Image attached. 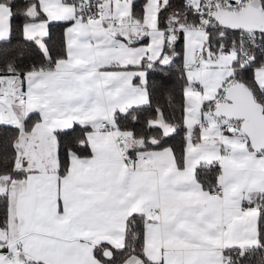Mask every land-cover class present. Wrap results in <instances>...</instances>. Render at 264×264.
Returning <instances> with one entry per match:
<instances>
[{"label": "snow or ice", "instance_id": "obj_1", "mask_svg": "<svg viewBox=\"0 0 264 264\" xmlns=\"http://www.w3.org/2000/svg\"><path fill=\"white\" fill-rule=\"evenodd\" d=\"M215 2L199 0L200 10L191 13L196 23L204 17L208 23L206 38L196 37L199 42L189 58L179 8L171 22L176 27L170 28L163 15L172 0L158 13L155 32L143 23L148 0H122L130 10L127 20L116 16L112 0L103 15L102 0H0V33L5 23L7 28L6 34H0V44L12 46L3 51L0 66V229L8 228L10 193L23 200L42 174L53 171L56 218L68 214L76 195L61 191L69 153L92 151L75 134L85 129L103 132L109 127L103 122L107 116L89 122L72 119L43 134L38 126L52 124L58 114L79 117L104 103L111 107L112 127L130 133V137H115L118 162L126 176L134 177L148 166L153 174L159 172L167 167L169 153L176 162V174L163 176L141 209L124 217L122 246L109 244L106 254L93 247L94 258L106 264H264V136L256 138L247 115L220 110L221 103L236 104L226 87L228 80L236 79L251 94L258 119L264 122V82L256 76L264 71V27L220 21L209 12ZM255 2L264 13V0ZM181 3L184 8L193 7L188 0ZM65 4L72 5L71 15H50L49 8L58 13ZM248 6L251 0H227L226 4L229 12L241 15ZM188 16L185 12V22ZM92 19L100 21L104 31L74 30ZM30 27L32 35L27 34ZM161 33L163 43L149 47L161 39ZM175 33L179 35L173 37ZM72 40L102 54L86 59V49L71 45ZM13 41L21 43L13 45ZM224 58L228 59L225 67L232 70L214 95L204 98ZM103 73L115 75L101 85ZM176 81L180 82L179 105ZM190 92L201 99L195 95L190 99ZM152 132L159 136L147 135ZM53 137L58 166L42 169L40 154ZM125 190L123 180L113 177L101 182L97 194L119 197ZM13 219L23 228V214ZM17 234L21 239L16 244L0 240V264H16L14 250L24 244L23 234ZM79 239L83 237L74 242L42 240L37 258L24 251L18 259L26 264H62L55 257L76 252Z\"/></svg>", "mask_w": 264, "mask_h": 264}, {"label": "crops", "instance_id": "obj_2", "mask_svg": "<svg viewBox=\"0 0 264 264\" xmlns=\"http://www.w3.org/2000/svg\"><path fill=\"white\" fill-rule=\"evenodd\" d=\"M198 0H188L191 4H197ZM165 0H163V3ZM160 0H148L145 6L146 11L143 13V23L150 26V30L155 32L158 24V11L163 4ZM47 7V6H46ZM102 15L109 8V0H102ZM59 12L49 8L50 15L55 18L59 16H67L72 14V5L65 4L59 6ZM112 10L116 16L127 20L130 16V10L127 4L122 0H112ZM6 21V17H4ZM90 27L93 31L102 32L100 21L92 19L87 25L78 24L74 26V30H80ZM115 30V29H113ZM6 23L3 33L6 34ZM28 35H32L33 31L30 27ZM185 42L187 55L191 58L192 48L197 41L196 37L205 39V33L197 27L185 28ZM163 43V33L161 39L153 41L149 47L155 44ZM71 45L86 49L84 55L86 59L102 53L90 50V46L78 44L76 41H70ZM127 62V61H125ZM222 65L219 69L214 84L205 89V97L214 95L216 87L219 86L221 80L229 75L230 67H225L228 59L224 58L219 61ZM34 75V74H33ZM88 75V74H85ZM104 79L99 81L101 85L112 78L114 73H103ZM191 75V74H190ZM115 95V93H113ZM195 95L197 99H201L198 93H189V97ZM107 116L109 122L112 121V110L107 104L100 103L90 107L79 117L71 114L64 116L58 114L52 124L39 125L38 130L43 134L54 126H63L71 122L72 119H80L84 122L96 120L97 117ZM47 119V115L45 116ZM99 123V121H97ZM129 136V132H120L118 129H104L103 132L88 130L86 138L92 149L90 155L80 156L76 152L69 153L67 179L61 185L63 194L68 195L74 192L76 195L72 197V206L68 214L56 218V194H57V176L55 171L50 175L42 174L38 178L37 186L23 200L15 193H10L11 209L9 216V225L12 230L0 229V240H7L16 244L21 236L18 231L23 234V252L27 251L28 255L35 259L36 250L40 246L42 240L63 239L65 241H76L79 239V247L76 252L67 256H57L62 264H102L101 260L94 258L92 249L99 243L112 244L122 246L124 232V217L133 211L141 209L144 200L153 195L152 189L157 186L159 180L166 175L176 174V162L171 158V154L165 156L167 167L153 174L152 167H144L142 171L135 174L134 177L125 175L124 168L118 162L119 148L115 143V137ZM44 160L41 168L50 167L53 170L57 168L56 159V140L55 138L47 139L44 151L40 154ZM210 155V154H208ZM19 166V161H17ZM191 171L189 166L188 172ZM183 175V174H180ZM113 177L123 180L126 190L119 197H106L97 194L102 181H110ZM188 196L189 194H183ZM199 196V193L194 194ZM23 214L25 216V225L21 228L14 221V217ZM52 233V235H47ZM148 250L151 252L153 241L151 234L149 236ZM202 255V254H201ZM19 254L15 253L16 264H24L18 259ZM194 256H188L186 259H193Z\"/></svg>", "mask_w": 264, "mask_h": 264}, {"label": "water", "instance_id": "obj_3", "mask_svg": "<svg viewBox=\"0 0 264 264\" xmlns=\"http://www.w3.org/2000/svg\"><path fill=\"white\" fill-rule=\"evenodd\" d=\"M214 17H218L220 21L240 24L247 28L264 27V13L260 12L259 6L255 0H251V6L247 7L243 15L235 11L229 12L225 7H219ZM228 90L229 94L235 97L236 104L234 106H228L221 103L220 110L231 111L235 115H247L249 117L251 130L259 140L264 136V122L258 119V106L254 104L251 94L239 81L233 84ZM107 252L108 249H105L104 253L106 254Z\"/></svg>", "mask_w": 264, "mask_h": 264}, {"label": "trees", "instance_id": "obj_4", "mask_svg": "<svg viewBox=\"0 0 264 264\" xmlns=\"http://www.w3.org/2000/svg\"><path fill=\"white\" fill-rule=\"evenodd\" d=\"M168 2H169V0H165V2L161 5L158 13L160 12L161 9H164L165 4H167ZM192 6L193 7L191 9H187V8H184L182 6L181 0H172L171 6H169L167 8V10L164 11V13H163V15L165 17H167V19L169 20V27L171 28V27H176L177 26V25H174V24L171 23L172 21H175L177 19V16L175 15V10L177 8H179L180 18H181L180 19V25H179V27H184V28H187V27H196V25H197L196 19L197 18L195 16L191 15V13L192 12H195V11H199V8H198V5H195V4H192ZM185 12H188L189 13L187 22H185L183 20V16H184ZM140 15H141L140 13H137V16L138 17ZM215 31L216 30H214V34H215ZM184 34H185V32H184ZM177 35H179V33L173 34V37H175ZM18 43H21V42L20 41H13V45L18 44ZM11 48H12L11 45H2V44H0V66L3 65V61H2V59H3V51L5 49L11 50ZM12 55H15V52L12 53ZM177 63H180V61H177ZM237 81H239V80H237ZM17 83H18V81H17ZM174 92H175L176 103H177V105H179L180 102H181V97H180V82L179 81H176V83H175ZM88 130L89 129L82 130L80 132H77L75 135L80 140L86 141L88 143V140L86 138V132ZM147 135H149V136H159V133L158 132H152V133L147 134ZM88 145H89V143H88ZM73 151L75 152V150H73ZM90 153H91V151L90 152L83 153V154H78V153L77 154L80 155V156H88V155H90ZM57 166H58V164H57ZM3 179H7V177H3ZM95 249H96V252L97 253H104V250L105 249H108V244H106L104 242L99 243V244H97L95 246ZM101 262H102V264H106V262H103V261H101Z\"/></svg>", "mask_w": 264, "mask_h": 264}, {"label": "built area", "instance_id": "obj_5", "mask_svg": "<svg viewBox=\"0 0 264 264\" xmlns=\"http://www.w3.org/2000/svg\"><path fill=\"white\" fill-rule=\"evenodd\" d=\"M226 4H227V0H216L215 4L210 6V9H209L210 15L214 16L217 8H219V7L227 8ZM197 5H198V8H199V0L197 1ZM207 23H208V18L204 17V18H202L200 20L199 23H197L196 27L200 28V29H202L204 31V25H206ZM204 33H205V31H204ZM205 38H206V33H205ZM236 82H237L236 79L228 80L227 84H226V87L229 89ZM103 122L109 124V127L106 128V129H110V130H114L115 129V128L112 127V123L109 122L108 120H104ZM120 136H124V135L121 134ZM18 240H20V239H18ZM14 251H15L16 254H20V253L23 252V247H16ZM22 261H23L24 264H26V260H22Z\"/></svg>", "mask_w": 264, "mask_h": 264}, {"label": "rangeland", "instance_id": "obj_6", "mask_svg": "<svg viewBox=\"0 0 264 264\" xmlns=\"http://www.w3.org/2000/svg\"><path fill=\"white\" fill-rule=\"evenodd\" d=\"M256 76H257L258 80H261V82H264V71H257ZM9 222H10V220L8 221V230H12V226H11V224L9 225ZM3 230H5V229H3ZM9 243L12 244L13 242L11 241Z\"/></svg>", "mask_w": 264, "mask_h": 264}]
</instances>
